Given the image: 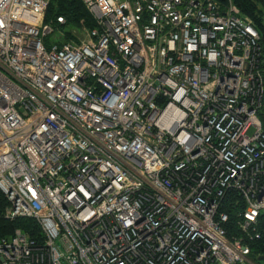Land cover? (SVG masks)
Wrapping results in <instances>:
<instances>
[{
	"label": "built area",
	"instance_id": "1",
	"mask_svg": "<svg viewBox=\"0 0 264 264\" xmlns=\"http://www.w3.org/2000/svg\"><path fill=\"white\" fill-rule=\"evenodd\" d=\"M48 1L0 0L2 216L43 236L15 228L0 264H251L264 216L252 20L231 0H82L95 27L64 40ZM228 191L239 235L223 227Z\"/></svg>",
	"mask_w": 264,
	"mask_h": 264
},
{
	"label": "trees",
	"instance_id": "2",
	"mask_svg": "<svg viewBox=\"0 0 264 264\" xmlns=\"http://www.w3.org/2000/svg\"><path fill=\"white\" fill-rule=\"evenodd\" d=\"M226 3L227 0H218ZM240 13L252 20L254 27L259 34V44L261 48V66L264 67V0H231ZM64 19L63 23L57 22V17ZM44 23L60 29L64 35L62 39L67 40L74 38L72 30H77L81 24L88 28H94L95 22L92 15L88 12L82 0H49L45 9ZM55 33L51 34L46 40ZM7 205V201L0 192V238L9 236L15 228H20L26 232L30 238L36 242H42L43 236L40 228L31 218H16L11 221L2 216V211ZM243 209V203L234 191H228L221 204L220 211L225 212L228 216L227 221L223 224L228 236L239 235L240 230L237 224L239 219L238 213ZM261 237L255 242L249 243L251 248L250 257L255 259L259 254L264 253V216L260 217Z\"/></svg>",
	"mask_w": 264,
	"mask_h": 264
},
{
	"label": "water",
	"instance_id": "3",
	"mask_svg": "<svg viewBox=\"0 0 264 264\" xmlns=\"http://www.w3.org/2000/svg\"><path fill=\"white\" fill-rule=\"evenodd\" d=\"M264 264V255H258L255 257V259L253 260V264Z\"/></svg>",
	"mask_w": 264,
	"mask_h": 264
},
{
	"label": "rangeland",
	"instance_id": "4",
	"mask_svg": "<svg viewBox=\"0 0 264 264\" xmlns=\"http://www.w3.org/2000/svg\"><path fill=\"white\" fill-rule=\"evenodd\" d=\"M74 35H77V32H74ZM79 35H80V33H79ZM49 36H50V35H49ZM53 37H54V36H51V38H49V39H50V40H52V39H53ZM80 37L82 38V37H83V35L81 34V35H80ZM57 38H58V36H57ZM252 261H253V260H252Z\"/></svg>",
	"mask_w": 264,
	"mask_h": 264
},
{
	"label": "flooded vegetation",
	"instance_id": "5",
	"mask_svg": "<svg viewBox=\"0 0 264 264\" xmlns=\"http://www.w3.org/2000/svg\"><path fill=\"white\" fill-rule=\"evenodd\" d=\"M259 255H264V253H262V254H259ZM251 264H253V261H252V263ZM256 264H259V263H256Z\"/></svg>",
	"mask_w": 264,
	"mask_h": 264
}]
</instances>
